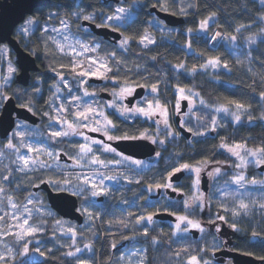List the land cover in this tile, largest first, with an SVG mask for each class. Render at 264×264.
<instances>
[{
    "label": "snow or ice",
    "instance_id": "1",
    "mask_svg": "<svg viewBox=\"0 0 264 264\" xmlns=\"http://www.w3.org/2000/svg\"><path fill=\"white\" fill-rule=\"evenodd\" d=\"M127 2L128 0H121L120 4H118L109 15L100 13L99 23H96V14H89L88 8L82 4L74 6L59 4L56 5V7H68L72 18L76 21L83 20L96 23L98 28L103 27L109 29L110 31L120 33L119 40L115 42L101 41L97 34L91 33L87 29H83L84 34L82 37H74L70 32L65 31V29L68 28L69 23L66 19L59 20L61 25L59 28H49L47 24L43 28H37L36 25L38 24V20L30 18L18 29L17 34L19 42L28 40L29 36H34L36 31L41 32L42 35L38 38V44H44L43 54L45 59H47L50 51V47L47 41L44 39L45 35H47L48 38L55 43L56 49H58L61 54L71 55V59L69 61L65 63H59L58 66H53L48 69L53 73L51 77L53 83L48 89L52 98L48 101V107L43 111L42 114L43 116L48 117L49 121H54V123L48 124V136L52 138L51 144L53 146L62 144L67 139L69 143L79 148V153L75 156L70 155L69 159H72L73 164L80 168H86L90 165H99L100 168H108L109 164L114 163L115 165H120L124 162L135 165L137 168L141 166L143 163L142 161L133 159L130 155L122 153L111 143H109L111 141L148 140L154 145L164 146L162 150L166 151V140L169 143H178L179 139L181 138L178 130H172V126L169 122L167 114V107L166 105L161 104L158 97L154 96L152 100H147V97H144V99L147 100V108L143 106V101L139 98L136 99L135 104H131V102L129 104L124 103L126 99L133 97L137 87H146L145 83H136V78H144V73L141 71H137L134 76L130 73V71L124 72L123 76L120 75L122 71L120 65L122 63H126L127 60L124 53L127 52V50L131 47L130 41L133 39L132 35H125V33L128 32V27L131 25V23L135 22V10L133 6H123L124 4H127ZM172 2L175 3L176 0H172ZM252 2L256 3V0H252ZM259 3L260 11L264 12V0H259ZM157 6H159L161 11H168V8L165 6L163 0H155L153 7ZM72 7L75 8V11H72ZM144 7H147V5H144ZM170 14L176 15L177 13ZM178 14L181 16L190 15V13L183 7ZM42 15L43 13L41 12V16ZM59 17V11H49L47 18L49 21H51L56 20ZM262 19H264V17H262ZM209 21L210 18L202 20L200 22L199 30L206 32V29L209 27ZM149 23L157 28L161 26V21L159 18H153L149 21ZM239 30L240 29H237V31ZM187 31L189 34L192 33L191 28H189ZM52 33H55L56 35L52 36ZM137 35V46L139 48L148 49L149 45L155 44L154 38L147 32L143 33L142 35ZM217 37H221V33L217 32L214 36L210 37V39L215 41ZM231 39L234 41L236 37L232 36ZM249 43H254V41L249 40ZM25 47L28 48L27 43H25ZM185 47L190 50L191 43L186 44ZM101 48L105 49V55L103 57L99 55ZM86 53H94L96 55L86 56ZM7 54V46L0 44V59H3ZM32 54L37 59H40V52L37 49H33ZM78 57L82 58L77 59ZM153 59H155V57H153ZM85 60L87 61L86 64ZM219 63V58H211L206 62V64H202L201 67L207 68L208 66H211L212 68H216ZM183 67V63L174 65V68L177 70ZM224 67L227 68L228 65L225 63ZM114 68L116 71H113ZM17 71L18 68L13 67L12 62L9 60L7 68L8 74L0 77V80L3 81V83L0 84V127L4 125L5 121L8 123V128L5 129L4 136L6 143L2 146L15 152L17 154V161L23 162V167L17 166V168L13 171L35 172L37 168H39L43 170V174H46L53 168V165L41 161L39 159L40 155L46 154L49 158H53L55 156V158L58 159L59 153H56L54 148L53 150H49L48 147H45V142L43 141L39 145L28 143L27 137L32 133L31 123L27 120L26 116L21 117L15 112L7 111V102L10 99L15 98L18 107L23 109L26 113H31L32 115L40 114L37 112L35 107L36 104H39L43 100V89L40 87L39 82L34 83L31 86L33 89V94L31 95L27 89H18L12 92L11 97L4 94L8 90V85L13 82L18 83V81H14ZM193 72H195V68H193ZM92 79L104 81V83L99 87H103L105 90L111 89L110 95L112 99L110 101L100 100L95 91H89V87H93L92 85H89V80ZM159 83L160 82L158 81L150 85L151 93H158ZM64 90H66V92ZM176 95V111L178 113L181 112L182 106L180 101L188 100V111L191 112L192 100L188 95L185 94V89L178 87ZM191 95L198 94L191 93ZM22 97H26L27 99L22 100ZM260 99L261 101H264V91L260 93ZM57 103H59V107L56 106ZM200 103L204 107H208V105L203 100H201ZM227 103L234 105V107L239 110L238 112L231 113L234 121L239 122L241 120V115L247 111L245 105L235 100H229ZM49 109H51V111H49ZM108 110H111V112ZM53 112L55 115L52 114ZM215 112L229 113V109L223 106L216 107ZM113 114L122 118L123 121L129 122H134L138 117L144 118L146 122H149V128L152 127V125L156 126L157 135L152 136L149 133L148 128H145L143 131L139 132V135L129 132H123L120 135H116L115 133L117 129V123L112 119H109V115ZM69 117H72V119H69ZM161 124H163V128L160 127ZM217 127V118L216 116H212L211 130L216 131ZM179 128H183L186 131L191 132L192 135L196 137H203L207 131V129H205V131H194L191 127H188L183 122V120L179 122ZM81 129H86L87 132L90 133H99L103 136V139H97L86 135L83 131H81ZM159 135H164L165 139H158ZM72 137H81L83 142L72 140ZM184 139L189 145L193 143V141H189L187 138ZM93 145L96 147L94 148ZM219 147L230 153L232 157H235V161H232L231 163L235 164L237 169L246 168L250 164H254L256 167L264 166V147L250 150L246 149L243 144L238 143L234 146H229L223 142L219 145ZM21 148H27L28 153H35V158L26 154H22L20 152ZM242 152L244 154H242ZM101 156H104V158L102 159ZM156 156L161 157V152H157ZM115 157H119L120 159H115ZM249 157L251 159H249ZM83 161H86V163H82ZM199 163L200 162L198 161L197 164L199 165ZM207 164L208 162L205 160L203 166H193L187 162L181 163L178 167L173 165L171 170L167 172V177H161V179L171 180L175 174L181 173L182 171L195 173V179L193 180L192 187L196 189L197 192H199V195H194L190 199L184 201V210L188 214L176 215L174 210L165 209L168 215H176L175 231L172 233L173 236L182 234L183 238L187 239V234L192 229H197L202 234L206 233L205 226H203L199 221H195L189 217L196 208H199L201 213L204 211L205 197L204 193L200 192L199 185L201 172L205 170ZM62 167H69V165H62L58 163L55 166V171L61 172ZM129 171H131V169H129ZM221 172V168L216 167L212 171H209L208 175L215 179L221 174ZM42 175L35 177L30 186L38 188L40 183H46L57 193H69L78 197H84L89 193V191L91 197L107 195L110 190L104 185L105 180L119 183V181L123 179L127 184H132L133 182L137 184L141 183L139 179L129 177L124 172H120L118 175H108L104 172H98V170L95 169L92 170V173L77 172L73 175L72 179H69L67 175L61 174L59 176H48V178L45 180L42 178ZM93 175L97 176L98 178H93ZM73 180H78L79 185L74 184ZM0 181L10 185L12 183V176L3 175L0 173ZM36 181H39V183H36ZM3 183H0V193H5ZM232 183L237 186V190L235 192H229L227 189H225L224 195L239 199V203L232 209L221 205V210L226 214L230 211L233 219H228L227 215H220L219 213H217L215 217L209 216V224L214 226L215 233H220L222 231V227L217 224V221L227 223L233 232H239V221L235 218L241 215V209L244 210L243 215H248V205L244 203V197L250 195V193L247 191L249 187L248 180L246 176L238 173L232 177ZM257 183V179L253 177L251 179V186L254 187L257 185ZM259 183L261 187H264V181H259ZM162 188H170L172 191H178L177 186H175L173 183L162 184L161 182L157 181L155 183H148L146 192L148 195H150L155 190ZM137 198L147 200V195H145V192L142 191L140 196ZM7 199L12 211H7L5 215L9 219L16 221L14 225H9V228H19V231L0 233V239H3L4 235H13L15 237L17 251L15 254H13V248L5 245V247H7V255L0 253V261H3L4 264H8L9 259L14 260L15 256L27 257L32 252L47 259L48 257L46 256L45 250L32 245V241L35 236L38 233L43 232V229L39 225L31 224L29 222L32 218L31 210L27 209V215L20 214L18 212V205L16 204L13 197L8 195ZM208 199L210 200L211 197ZM27 200L29 204L42 203V200L38 199V195L36 193H29ZM123 203H128V201L125 200ZM142 207L144 206L142 205ZM152 207H155V205H152ZM260 207L264 208V203H261ZM37 211H39V209H37ZM79 211L86 213L87 218H100L99 213H97V215L93 218L92 212L89 211L87 207L82 208ZM159 211L160 210L157 209L156 211L147 212L146 215L141 214L135 217V225L137 226V230L139 231L142 229L143 235L145 237L150 235L149 227L155 223L153 218L159 214ZM47 215L51 216V211H47ZM129 215L131 216L132 213H129ZM4 219V216H0V221H3ZM116 222L125 228L127 227L126 221L118 220ZM59 223L60 221H57V224ZM67 231H71L72 239L75 241L76 232L71 228H68ZM109 234L111 233L109 232ZM207 234L213 235L211 229L207 230ZM258 237L260 238L258 242L264 244V233L253 230V241H257ZM123 238L129 239V237L126 235H124ZM213 240L214 244L211 249H209L206 244L205 247L199 249V252L203 255H190L187 264H210L212 256H214L217 251L224 250L225 247V245L219 241V237L213 235ZM157 243V238L153 237L152 244L155 246ZM30 245L32 246L30 247ZM84 247L91 248V245L85 244ZM112 247L115 248V245L113 244ZM19 249H22V251ZM209 250H211L212 256H208ZM47 251L51 252V249H48ZM80 251V248H76L75 252L70 251L67 252L66 255L68 257H74L76 253ZM245 254L249 253L245 252ZM131 255L135 256L137 253L133 252ZM177 255H179V253ZM205 256H208V258L205 259ZM121 259H123V257H121ZM260 259H264V256L260 257ZM76 261L77 264H88L86 260H81L79 257H76ZM19 264H25V261L20 260Z\"/></svg>",
    "mask_w": 264,
    "mask_h": 264
},
{
    "label": "flooded vegetation",
    "instance_id": "2",
    "mask_svg": "<svg viewBox=\"0 0 264 264\" xmlns=\"http://www.w3.org/2000/svg\"><path fill=\"white\" fill-rule=\"evenodd\" d=\"M53 1H58V0H51V4ZM75 1L78 2V0ZM120 2L121 0H119L118 3L109 2L108 4H103L102 2V4L106 7L111 5L110 6L111 9L110 12H111L116 5L120 4ZM133 2L134 1L132 0H128L127 4H124L123 6L124 7H128L129 5L133 6L135 10L134 11L135 21L138 17L141 18L142 24H144L146 27L143 33L147 32L149 35H151L155 40V44H157L158 42H163L165 45L176 44L177 43L176 39L178 33L180 32L187 34V38H186L187 44L192 42L191 40H193L192 37L193 29H192V33L189 34L187 30L190 28V26L189 23L186 24L187 21L186 16H181L179 14H176L175 16L182 17L184 21L181 25L175 27L167 25L163 20L160 19L161 25L169 30V32L163 33L149 23V21L152 20L153 18H158L154 13L150 12V8L153 7V5H148L147 7H144V5H142L138 7L136 5H133L135 3ZM51 4L49 6H46L49 7L48 10L45 11L46 19L39 21L40 23L57 24L58 19L63 18V19H67L70 23L72 22L68 30L74 37H82L83 29H87L89 32H91L88 26L82 25L83 20L76 21L72 18L71 14L67 16H63L59 12L60 13L59 18H57L56 20L49 21L47 18L49 11H56L50 8ZM46 7H41V8H46ZM157 9L160 10L159 8ZM167 12L173 13L171 11H167ZM91 13L94 12H89V14ZM31 16H34V13ZM99 21L96 20V23H99ZM96 23L94 24L96 25ZM132 24L133 23H131V25ZM131 25L129 27H131ZM99 38L102 39L103 41L115 42L112 39V37H110L109 39H104L102 37ZM152 45H149L148 48ZM187 50L189 54L192 53L191 49L189 50L187 48ZM60 55L68 57L69 60L71 59L70 55H63V54ZM99 55L103 57L105 53L99 52ZM195 67L196 64L194 62L192 68ZM114 70L116 69L114 68L113 71ZM156 71L158 75L157 76L151 75L152 78L154 79L152 80L153 82H151V84L156 83L158 81L160 82L158 87V93L156 94L151 93V88H150L151 84H145L146 87L141 88L143 89V94L141 97H139V99L143 101V106L145 108H147L148 106L147 100H152L154 96L159 98L162 105H166L167 114H168L169 122L172 126V130L173 131L178 130L181 137L178 143L177 142L169 143L166 140V147H167L166 151L162 150L164 146H157L152 144L150 141L146 140L153 146L152 155L145 156L143 158H138L130 155L133 159H137L143 162L139 168H137L135 165H131L126 162L121 163L120 165H115L114 163L109 164L108 168H100L99 165H90L89 167L86 168L77 167L73 164V160L69 159V156L70 155L75 156L76 154H78L79 148L69 143L67 139L65 140L64 143L53 146L51 144L52 138L48 136V132H49L48 124L54 123V121H49L48 117L43 116L42 113L48 107L47 105L48 101L52 98L50 94L48 100L45 101L46 103H44L46 107L44 106L41 109H37V112L40 114L34 115L39 118V121L36 124H31V127L32 129H36L37 132H39V134L43 135V141L45 142V146L48 147L49 150H53L54 148L55 152L59 153L58 159L55 158V156L53 158H49L46 154L39 157L41 161H44L47 164H52L53 168L49 170L46 174H43V170L39 168L35 172L13 171L17 168V163H18L15 156V152L4 148L2 145L6 143V140L0 138V155L3 153L6 154L5 156L0 157V161L5 164V165L0 164L1 170H5L4 175H11V176L13 175V173H17L26 176L30 175L31 177L35 178L36 174L37 176H41L43 174L42 178L46 180L48 176L51 175L59 176L61 174L67 175L69 179H72L73 175L77 172L92 173V170L95 169L98 170V172H104L107 173L108 175H118L120 172H124L129 177H134L135 179H139L141 181L140 184H137L135 182H133L132 184H127L123 179H121L119 183L105 180L104 185L108 187L110 190L109 193L105 196L91 197L90 191L84 197H78L74 195L77 200L76 210L82 216L81 224H77L75 221L60 217L50 207L47 200L46 192L42 189H38L37 187L31 186L29 193H36L40 195L43 199L44 205L51 211L52 214L55 213L62 220H66L78 225V248L81 249L82 247L78 257L79 258L84 257V260H86L88 264H92L93 260L95 264H103L101 257L102 251L106 252L104 257H107V262H105L104 264H165L163 258H161L162 240L164 238L169 239L167 240V242H165L166 248L170 251L169 254L170 259L167 262V264H187L190 255H197V256L203 255L202 253L199 252V249L205 247L206 244L209 247V249H211V247L214 244L213 235L219 237V241L222 244H224L225 247L224 250L217 251L214 256H212V252L211 250H209L208 256H212V260L210 261V264H264V259H260V257L264 256V254L258 255L257 253H255L259 245H264V244L258 242L260 239L259 237L257 238V241H253L252 239L253 230L264 233V224L259 225L256 222L257 218H255V212H254L255 210L248 211V215L246 216L243 215L244 210H241V215L235 218L239 221L238 224V227L240 228L239 232H233L229 224L223 223L221 221H217V224L222 227V231L220 233H215L214 226L209 224V216L215 217L217 213H219L220 215H227L228 219H233L230 211L229 213L226 214L221 210V205H224L229 209H232L236 207V205L239 203V200L231 201L230 199L222 198L221 203L218 205L216 203V199L215 198L213 199V196L211 194V189L209 188L210 178L206 170L201 172L200 185H199V190L200 192L204 193V197H205L204 211L203 213H201V210L199 208H196L195 211L191 213L189 217L195 221H199L203 226H205L206 233L202 234L199 232V230L192 229L187 234V239H184L182 234H177L176 236L172 235V233L175 231L176 215L188 214L184 210V201L190 199L194 195H199V192H197V190L192 187L194 178L189 172L182 171L183 176L178 181L161 179V177L166 178L167 172L171 170V167L173 165L177 167L179 166L177 160L178 157L177 152L181 148V145L184 142H186L184 138H187L181 132V129L183 128H179V122L183 120V122L187 125L190 118L194 117V111L199 104L192 106V111L189 112L188 100H182L180 101L182 109L181 112L178 113L175 108L177 102L176 93L178 87L173 89L172 91L173 93H171V98L166 96L167 94L165 92V88H167L168 86L167 77L163 72H161V70L158 67L156 68ZM33 73H31L29 85L27 87H30L31 84L35 83L34 81L35 79H33L32 76ZM103 83L104 81L95 82V79L89 80V85L93 86L91 88L89 87V89H96L97 96L100 100L110 101L112 99L110 95L111 89L105 90L103 87H99ZM161 83L163 84L162 90L160 89ZM138 88L140 87H137L136 89ZM102 93H104V96H101ZM191 93H196V92H194L193 90L189 91V89L185 90V94L188 95L189 98L192 97V99L196 103L198 101L199 96L191 95ZM7 95L11 96L12 94L9 93ZM144 97H147V100H145ZM129 98L124 101L125 104L130 103L128 102ZM136 99L133 100L131 104H135ZM14 100L16 106H18L15 98ZM49 111H51V109H49ZM108 111L111 112V110ZM156 118H160V117H156ZM69 119H72V117H69ZM109 119H112L114 122L117 123V129L115 133L116 135H120L123 132L135 133L139 135V132L143 131L145 128H148L149 133L152 136L157 135L156 126L152 125V127L149 128V122H146L144 118L138 117L134 122H129V121H123L122 118L113 114V115H109ZM160 127L163 128V124H161ZM81 131H83L86 135L92 136L94 138L103 139V136L100 135L99 133L91 132L93 133V135H90V132H87L86 129H81ZM189 133L190 136L187 138V140L189 141H193L196 138H202V137L193 136L191 132ZM206 134L207 131L205 132V135ZM34 137L35 135L31 134L30 136L27 137V140L33 142ZM71 139L78 140L79 142H83L81 137H72ZM158 139H165V136L159 135ZM120 141H124V140H120ZM116 142L118 141H111L109 143H111L116 148L115 146ZM192 144L190 146H192ZM93 147L95 148L96 146L93 145ZM157 152H161V157L156 156ZM106 155H110V154H106ZM29 156L35 158L36 155L32 153ZM101 158L103 159L104 156H101ZM115 159H120V158L115 157ZM58 163L62 165L64 164L69 165V167H62L61 172H56L55 166ZM82 163H86V161H83ZM220 164L208 163L207 165L216 166ZM223 164L226 163L224 162ZM9 165L13 166V168L9 167ZM191 165L201 166L204 164H199V165L191 164ZM129 169H131V171H129ZM203 173H205L208 179V184L206 189H203L201 187V178ZM255 173L258 176L264 178V173L258 171V167L255 168ZM93 178H98V177L93 175ZM157 181L161 182L162 184L173 183L175 186H177L178 191H172V189L170 188L169 189L162 188L159 190H155L152 194L148 195L146 192L148 183L150 182L155 183ZM0 183L3 182L0 181ZM73 183L79 185L78 180H73ZM41 184H46V183H40L39 186ZM3 187L5 188V192L11 194L14 197V192L8 191V184L3 183ZM48 187L50 188V190L55 192L52 187L50 186ZM35 188H37V190H35ZM142 191L145 192V195H147V200L137 198L140 196ZM29 193H27V196ZM27 196L24 201L27 200ZM209 197H211L210 200L208 199ZM125 200H127L128 203H123V201ZM142 205L144 207H142ZM152 205H155V207H152ZM85 207H87L89 211L92 212L93 218L97 215V213H99L100 218L99 219L87 218L86 213L79 211L80 209ZM157 209L160 210L159 214L157 216H154L153 219L155 223L149 227L150 235L148 237H145L143 235L142 229L139 231L137 230V226L135 225V217L141 214L146 215L147 212L156 211ZM165 209L174 210L176 215H171V216L168 215ZM129 213H132V215L130 216ZM260 213L264 218V214L262 212ZM162 214H165L169 217L166 219H161L159 215ZM50 217L51 216L45 218H50ZM118 220L126 221L127 227L125 228L121 224H118L116 222ZM208 229H211L213 235L207 234ZM109 232L111 234H109ZM124 235L128 236L129 239H124L123 238ZM153 237H156L158 240V243L155 246L152 244ZM85 244H90L91 248H85L84 247ZM113 244L115 245V248L112 247ZM133 252H136L137 255L132 256L131 253ZM245 252L249 254H245ZM178 253L179 255H177ZM208 256H205V259H207ZM121 257H123V259H121ZM245 257H250L251 259ZM255 261L257 262L255 263Z\"/></svg>",
    "mask_w": 264,
    "mask_h": 264
},
{
    "label": "trees",
    "instance_id": "3",
    "mask_svg": "<svg viewBox=\"0 0 264 264\" xmlns=\"http://www.w3.org/2000/svg\"><path fill=\"white\" fill-rule=\"evenodd\" d=\"M132 1L135 2H133V5L138 7L155 3V0ZM163 2L168 11L178 14L183 7L190 13V15L186 16V24L189 23L190 28L193 29V40L190 42L192 53L189 54L187 47H185L187 34L182 32L178 33L176 44L165 45L163 42H158L150 46L148 48L150 50L139 48L137 46V34L141 35L146 27L142 24L141 18L138 17L131 27H128V32L125 33V35H132L133 39L131 40V47L124 53L127 60L126 63L121 64L120 68L122 71L120 75L123 76L124 72L130 71L134 76L137 71H141L144 73V78H136V83L151 84L152 80H154L151 75H158L156 71L158 67L167 77L166 96L171 98V93L176 87H183L185 90L189 89L196 92L208 107H204L200 103L194 111V117L190 118L187 126L194 131H205L207 129L208 132L204 137L193 140L192 146L186 142L181 145L177 152L178 164L185 162L197 164L198 161L200 162L199 164H204L206 160L211 164H223L225 162L232 165L233 163L231 162L233 160L219 150V145L222 142L228 144L237 141L247 145H261L264 147V121H262L264 101L260 99V93L264 91V42H262L264 41V19H262L264 12L260 11L258 0H256V3H253L252 0H176L175 3L172 0H163ZM58 4L73 6L82 4L88 8V12H94L98 15V21L100 20V13H107L111 10V5L106 7L101 0L53 1L50 8L59 11L63 16L70 14L69 8L56 7ZM48 8L37 9L34 12V17L38 21L45 20V11ZM72 11H75L74 7H72ZM41 12L43 13L42 16ZM211 17H215V22L210 27L214 29L219 26L227 35V39L216 50L207 48L206 41H203L204 35L195 33L200 22ZM237 29L240 30L237 31ZM41 35L39 31H36L34 36H30L31 42H27L28 48L23 45V42H19L31 54L33 49H37L40 52V59L35 57L38 63V71L32 74L35 83L39 82L40 87L43 89V100L35 105L36 109L44 107L45 101L48 100L51 94L48 89L53 83L51 79L53 73L48 69L58 66L59 63L69 61L68 57L62 56L55 51L46 36L44 39L47 41L50 51L47 59H45L43 54L44 44H38V38ZM232 36L236 37L235 44L230 43L229 38ZM100 40L103 41L102 39ZM196 40L199 41L197 42ZM249 40H253L254 43H249ZM100 52L105 53V49L101 48ZM211 58H219L220 63L216 68L211 66L202 68L201 65L206 64ZM194 62L196 64L195 72H193L192 68ZM181 63L184 65L183 68L179 70L174 68V65ZM224 63L228 65L227 68L222 67ZM31 86L24 88L13 82L7 87V92L12 94L18 89H27L31 95L33 94ZM160 89H163L162 83ZM89 90L97 92L96 89ZM26 99V97H22V100ZM229 100H235L245 105L247 111L243 115L242 123H240L239 127H234L229 123L218 131L210 130L211 117L214 116L213 108L218 106L233 107L234 105L227 103ZM9 167L13 168L11 165ZM0 171L3 175L5 174V170L0 168ZM35 177H37V174ZM34 179L30 175L13 173L12 183L8 184V191L14 192L15 200L18 203L25 200L27 193L30 192L31 182ZM254 212L255 218L258 220L256 222L259 225L264 224L261 211L257 210ZM57 221L73 228L76 232L75 241L72 239V234L66 236L60 233ZM41 228L43 232L38 233L34 238L40 239V244L35 243L32 245L40 246L42 250H45L48 258L41 257L40 261L31 260L26 261L25 264H77L76 255L68 257L66 253L75 252L78 246V225L62 220L53 213L50 218L42 219ZM167 240L169 239L164 238L162 240L161 258H163L165 264L170 259V251L165 245ZM11 243L17 249L16 243L13 242L12 238ZM48 249H51V252H48ZM105 253V251H102L101 254L103 264L107 262V257H104ZM255 253L263 255L264 245H259ZM20 260L24 259L21 258ZM92 264H95L94 260Z\"/></svg>",
    "mask_w": 264,
    "mask_h": 264
},
{
    "label": "rangeland",
    "instance_id": "4",
    "mask_svg": "<svg viewBox=\"0 0 264 264\" xmlns=\"http://www.w3.org/2000/svg\"><path fill=\"white\" fill-rule=\"evenodd\" d=\"M259 1V0H258ZM117 6V5H116ZM115 6V7H116ZM115 7L112 9L114 10ZM111 14V12L109 13H106L104 15H109ZM30 18H34V19H37L35 18L34 16H29L27 17L23 23H21L14 31V35H15V38L17 40H19L18 38V29L25 24V22L30 19ZM60 19H63V18H59L58 19V23L57 24H49V23H40L38 21V24L36 25L37 28H43L46 24L49 28H52V27H56V28H59L61 27L60 23H59V20ZM67 20V19H66ZM69 22V21H68ZM215 22V17H211L210 18V21H209V27L210 25H213ZM70 24H72V22L68 23V28L65 29L66 32H69V26ZM199 26L200 24L198 25L195 33L197 35H204V37H206V46H207V41L210 37V35H212L214 33V29L213 28H207L206 29V32H202L199 30ZM155 27V26H154ZM156 29H158L160 32H169L168 29H166L164 26H160L159 28L155 27ZM222 33L225 34V37L223 40L227 39V35L225 32L222 31ZM39 34H41V32L39 31ZM52 36H55L56 34L55 33H52L51 34ZM47 37V39L49 40V42L52 44V46L55 48V50L61 54L59 52L58 49H56V46H55V43L48 38L47 35H45ZM73 36V35H72ZM30 37V36H29ZM229 38V37H228ZM230 40V43L232 44H235V40L233 41L231 39V37L229 38ZM197 42L199 40H196ZM27 42H31V37L30 39L28 38V40L24 41L23 42V45H25V43ZM224 42V41H223ZM222 42V43H223ZM2 45H5V44H2ZM7 46V45H6ZM8 48V54L4 56L3 59H0V77L2 76H5L7 75V68H8V62L9 60L12 62V65L13 67H16V64L14 62V55H13V52L10 50V48L7 46ZM207 48H209L207 46ZM211 49V48H209ZM212 50V49H211ZM67 51V50H66ZM245 52V51H244ZM64 55V54H63ZM86 56H92L94 55V53H86L85 54ZM71 56V55H70ZM82 57H78L77 59H81ZM87 63V61L85 60V64ZM225 64V63H224ZM224 64H222V67H224ZM3 81L0 80V84H2ZM9 86V85H8ZM7 86V87H8ZM66 92V90H64ZM5 95L9 94L8 92H5L4 93ZM190 99L192 100V106H195L196 104H200V101L201 99L198 97V101L195 103V101L192 99V97H190ZM48 105V104H47ZM57 107H59V103L56 104ZM218 107H221V106H218ZM223 107H227V106H223ZM215 108H213V113H214V116H216L217 118V121H218V127L216 128V131H218L220 128H224L226 127L229 123H231L234 127H239L240 123H242V119H243V115L246 113L244 112L242 115H241V120L239 122H236L234 121V118L233 116L231 115V113L233 112H238L239 110H237L234 106L233 107H227L229 109V113H224V112H220V113H217L215 112ZM53 115H55V113L53 112ZM262 121H264V114H263V117H262ZM211 130V129H210ZM208 132V131H207ZM32 135L34 134L35 137H34V141L31 142L29 140H27L28 143H31V144H34V145H39L42 141H43V135L42 134H39V132H37L36 129H32ZM44 142V141H43ZM243 144L245 146L246 149H250V150H255V149H258V148H261L263 146L261 145H247L245 143H241V142H237V141H234L232 143H228L229 146H234L235 144ZM46 147V146H45ZM220 151H222L225 155H227L228 157H230L233 161H235V157H232L230 155V153H228L226 150L224 149H219ZM12 151V150H11ZM20 152L22 154H26L28 155L27 153V148H21L20 149ZM32 154V153H29V155ZM34 155H36L35 153H33ZM242 154H244L242 152ZM6 154L3 153L0 155L1 156H5ZM42 155H45V154H41L40 156ZM15 156H16V159H17V154L15 153ZM249 159H251L249 157ZM238 162V161H236ZM0 164L1 165H5L3 162L0 161ZM17 166L19 167H23V162L22 161H18L17 163ZM203 166V165H201ZM216 167H220L222 172L221 174L217 177V178H213V177H210L209 175V178H210V184H209V188L211 189V194L213 196V199L215 198L216 199V203L219 205L222 201V198H226V199H230L231 201H237L239 199L237 198H234L232 196H225L224 195V191L225 189H227L229 192H235L237 190V186L235 184L232 183V177L236 174H243L244 176H246L247 180H248V183H249V187L247 189V191L250 193V195L244 197V203L247 202L246 204L248 205V208L247 211H261L263 214H264V208H261L260 207V204L261 203H264V187H261L259 181H264V178L263 177H260L258 176L256 173H255V168L256 166L254 164H250L248 165L246 168H243V169H237L235 167V164H220V165H216V166H210V165H207V167L205 168V170L207 172L209 171H212L214 168ZM1 168V167H0ZM38 169V168H37ZM193 178L195 179V173H190ZM255 177L258 181L257 185L252 187L251 186V179ZM8 195H11V194H8L7 192L5 193H0V216H4L5 219L3 221H0V233H7L9 231L11 232H17L19 231V228H9V225H14L16 223L15 220H12V219H9L5 213L7 211H12V209H10V206H9V203H8V199H7V196ZM38 195V194H37ZM12 196V195H11ZM13 197V196H12ZM13 199L15 200V197H13ZM38 199H41L42 200V203H32V204H29L28 203V200L26 201H23V202H20L18 203L16 200V204L18 205V212L20 214H23V215H27V209H30L31 212H32V218L30 219V223L31 224H37L41 227V223H42V219L45 218V217H48L49 215H47V211H50L43 203V199L40 195H38ZM37 209H39V211H37ZM243 210V209H241ZM240 210V211H241ZM22 222V221H21ZM57 227L58 229L60 230V233L61 234H65L66 236H69L71 233V231H67L68 228H71L73 230L72 227L70 226H67L65 225L64 223H59L57 224ZM66 232V233H65ZM13 240L14 243L15 242V237L13 235H4L3 236V239H0V253H4L5 255H7V247H5V245L9 246V247H12L13 248V254L16 253L17 249L16 247H14L11 243V238ZM40 239H33L32 241V244H40ZM40 248V246H38ZM78 248V246H77ZM82 249V247H81ZM22 251V249H19ZM84 252V250H83ZM82 252V253H83ZM79 255V252L76 253V257H78ZM23 258L26 261H31V260H35V261H40L42 258L41 256L37 255L36 253L32 252L30 253L27 257H21V256H15V259H9L8 260V264H19V261L20 259ZM81 260H84V257H80ZM0 263H4L3 261H0Z\"/></svg>",
    "mask_w": 264,
    "mask_h": 264
},
{
    "label": "water",
    "instance_id": "5",
    "mask_svg": "<svg viewBox=\"0 0 264 264\" xmlns=\"http://www.w3.org/2000/svg\"><path fill=\"white\" fill-rule=\"evenodd\" d=\"M103 4L109 2L118 3L119 0H102ZM51 4V0H0V44L7 45L14 54V62L18 68V72L15 75V81H18V85L27 87L29 85L31 73L38 70L36 58L27 50H25L14 37L13 33L15 29L24 22V20L31 16L34 11L41 7H46ZM150 12L154 13L159 19L163 20L167 25L175 27L183 23V18L175 16L165 11L158 10L156 7H151ZM82 25L88 26L92 33L104 39L112 37L114 41L120 38L118 32L110 31L107 28H98L94 23L88 21H82ZM95 82H99L96 81ZM143 89H136L133 97H130L128 102H132L136 98L141 97ZM104 96V93L101 94ZM11 97V96H10ZM7 111L15 112L21 117H27V120L31 124H36L39 121L37 116L31 113H26L23 109L16 106L14 98L7 102ZM8 128V123L5 121L4 125L0 127V138L4 139L5 129ZM181 132L185 137H189L190 133L181 129ZM93 135V133H90ZM122 153L132 155L138 158L150 156L153 154V146L146 140L136 141H118L115 143ZM258 171L264 173V166L258 167ZM183 176V172L175 174L171 181H178ZM208 179L205 173L202 174L201 187L206 189ZM38 189H42L47 194V200L50 207L62 218L75 221L77 224L82 223V216L76 210L77 200L76 197L69 193H57L50 190L47 184H41ZM37 190V188H35ZM161 219H166L169 216L162 214L159 215ZM249 258L250 257H245ZM257 261H255L256 263ZM4 264V263H0Z\"/></svg>",
    "mask_w": 264,
    "mask_h": 264
},
{
    "label": "built area",
    "instance_id": "6",
    "mask_svg": "<svg viewBox=\"0 0 264 264\" xmlns=\"http://www.w3.org/2000/svg\"><path fill=\"white\" fill-rule=\"evenodd\" d=\"M217 32L221 33V37H217V39L215 41H212L210 39V37L214 36ZM210 37H209V39L207 41V46L209 48H211L212 50H216L219 47V45L221 44L222 40L224 39L225 34L222 33V29L219 26H216L214 28V33L212 35H210Z\"/></svg>",
    "mask_w": 264,
    "mask_h": 264
}]
</instances>
